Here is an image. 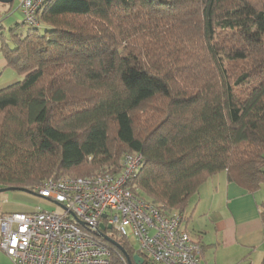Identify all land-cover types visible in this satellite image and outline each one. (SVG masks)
<instances>
[{
    "label": "trees",
    "instance_id": "16d2710c",
    "mask_svg": "<svg viewBox=\"0 0 264 264\" xmlns=\"http://www.w3.org/2000/svg\"><path fill=\"white\" fill-rule=\"evenodd\" d=\"M36 19L1 48L23 77L0 89V188L140 154L127 187L185 221L213 175L264 183V0H47Z\"/></svg>",
    "mask_w": 264,
    "mask_h": 264
},
{
    "label": "built area",
    "instance_id": "2783aa9c",
    "mask_svg": "<svg viewBox=\"0 0 264 264\" xmlns=\"http://www.w3.org/2000/svg\"><path fill=\"white\" fill-rule=\"evenodd\" d=\"M46 1L21 0L23 23L38 27L36 13ZM141 164L140 154H126L118 174L45 180L33 193L56 211L0 215V252L12 264H109L110 250L100 240L116 236L133 239L147 264H202L181 215L163 213L127 187Z\"/></svg>",
    "mask_w": 264,
    "mask_h": 264
},
{
    "label": "crops",
    "instance_id": "0c3cea01",
    "mask_svg": "<svg viewBox=\"0 0 264 264\" xmlns=\"http://www.w3.org/2000/svg\"><path fill=\"white\" fill-rule=\"evenodd\" d=\"M20 1L15 7L12 2L0 3V29L10 32V28L24 25ZM189 203L202 219L196 233L188 232L200 244L202 264H264V183L251 192L219 173L208 178ZM44 204L52 211L57 209ZM24 211L8 213L35 210ZM3 255L0 264H12Z\"/></svg>",
    "mask_w": 264,
    "mask_h": 264
},
{
    "label": "rangeland",
    "instance_id": "374dc122",
    "mask_svg": "<svg viewBox=\"0 0 264 264\" xmlns=\"http://www.w3.org/2000/svg\"><path fill=\"white\" fill-rule=\"evenodd\" d=\"M18 3L19 0H14L11 3V5H14L15 7L17 6ZM28 28H29L28 26L22 25L18 29H14L13 34H11L9 31L0 29V89L9 86L17 81H20L23 77L22 74L18 71V69L6 66L8 58H6L4 53L1 51V48H3L4 45H7L10 50H14L15 47L17 46L16 40L21 39V37H18V35L25 36V34L28 32ZM16 55H17L16 53H13L11 55L12 59ZM124 154L125 153H123L120 157L121 162ZM93 174H95V172L94 173L87 172L85 173V176L93 175ZM61 176H69V175H61ZM51 208L48 207L46 204H44V202L40 200L38 197L26 192L13 191V192H6L0 194V214L8 213L12 211V209H15L17 212H25L24 210H28L31 212L36 209L52 211ZM192 208H193L192 204L189 203L185 215L186 220L183 222V225L185 227L187 225L186 227L187 231L191 232V234H194L200 229L202 224V219L199 217L197 212H193ZM130 244L136 250V244L133 239H130ZM0 255L2 256L3 254L0 252Z\"/></svg>",
    "mask_w": 264,
    "mask_h": 264
},
{
    "label": "water",
    "instance_id": "95a60500",
    "mask_svg": "<svg viewBox=\"0 0 264 264\" xmlns=\"http://www.w3.org/2000/svg\"><path fill=\"white\" fill-rule=\"evenodd\" d=\"M12 1H13V0H0V3H1V4H9V3H11ZM13 191H22V192H26V193H29V194H31V195H34V196H36V197H39L38 194H35V193L31 192V191H27V190H25V189H20V188H15V187L0 188V194H1V193H6V192H13ZM104 217H105V216H103V218H104ZM99 228H100V230H103V231L105 230V228H104L103 225H100ZM107 228L110 229L109 226H108ZM95 235L98 236V237H102V234H101L100 232L95 233ZM103 239H104L107 243H109V244H111L112 246H114V247H116L117 249H119V251L121 252V254L124 256V258H125L127 264H132V261H133L134 264H143L144 260H143L142 257H140V256H138V255H134V256L132 257V259H130V257L128 256V254H127V253L125 252V250L120 246L119 243H117L116 241H114V240H112V239H110V238H108V237H103Z\"/></svg>",
    "mask_w": 264,
    "mask_h": 264
}]
</instances>
